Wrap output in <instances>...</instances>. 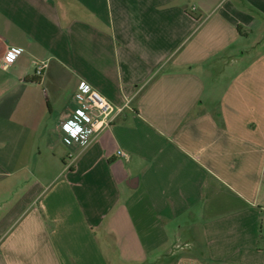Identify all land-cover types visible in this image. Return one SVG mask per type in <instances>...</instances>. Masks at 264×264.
I'll list each match as a JSON object with an SVG mask.
<instances>
[{
    "label": "crops",
    "instance_id": "obj_1",
    "mask_svg": "<svg viewBox=\"0 0 264 264\" xmlns=\"http://www.w3.org/2000/svg\"><path fill=\"white\" fill-rule=\"evenodd\" d=\"M0 264H264V0H0Z\"/></svg>",
    "mask_w": 264,
    "mask_h": 264
},
{
    "label": "built area",
    "instance_id": "obj_2",
    "mask_svg": "<svg viewBox=\"0 0 264 264\" xmlns=\"http://www.w3.org/2000/svg\"><path fill=\"white\" fill-rule=\"evenodd\" d=\"M21 52L19 49L9 50L3 58L5 67L13 66ZM45 68V63L37 65V77L43 76ZM75 103L78 105L75 113L69 120L61 123V130L67 145L72 146L75 152H81L94 141L99 131L107 128L122 113L123 109L114 107L98 91L84 83L75 96ZM121 154L126 156L124 152H120ZM74 157L73 153L69 155L70 159Z\"/></svg>",
    "mask_w": 264,
    "mask_h": 264
},
{
    "label": "rangeland",
    "instance_id": "obj_3",
    "mask_svg": "<svg viewBox=\"0 0 264 264\" xmlns=\"http://www.w3.org/2000/svg\"><path fill=\"white\" fill-rule=\"evenodd\" d=\"M74 104H75V108L78 107V105H76V103H74ZM5 127H6V125H5ZM6 128H7V127H6Z\"/></svg>",
    "mask_w": 264,
    "mask_h": 264
}]
</instances>
